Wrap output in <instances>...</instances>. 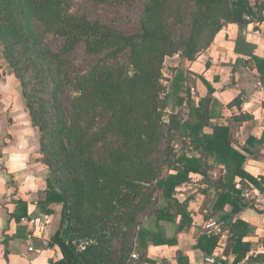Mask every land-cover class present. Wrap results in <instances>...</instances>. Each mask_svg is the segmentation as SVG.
Instances as JSON below:
<instances>
[{
	"label": "trees",
	"instance_id": "obj_1",
	"mask_svg": "<svg viewBox=\"0 0 264 264\" xmlns=\"http://www.w3.org/2000/svg\"><path fill=\"white\" fill-rule=\"evenodd\" d=\"M144 1L140 33L126 36L86 17L67 15V0H0L1 54L9 74L20 84L29 122L38 132L40 163L48 170L45 199L37 206L51 215L49 206L61 205L60 225L69 222L72 230L68 242L61 239L60 230L51 237L49 247L57 246L62 259L49 264H144L142 251L147 246L173 247L177 235L191 226L188 201L193 196L179 201L177 194L180 188L192 186L207 197L215 192L208 216L218 221L215 231L197 238L194 249L210 255L225 232L237 262L250 252V245L242 242L250 232L248 225L236 221L230 230L224 227L246 206L235 177L260 186L243 171V153L249 150L235 149L232 139L251 117L239 112L231 116L232 125L218 122L224 109L240 111L242 95L224 106L203 82L207 93L196 102L192 94L196 76L176 67L167 78L162 70L165 59L175 55L194 62L227 24L238 28L237 53L247 25L252 19L262 20V6L248 0ZM173 18L182 19L183 25L189 20L187 36L176 38ZM50 31L65 39L62 52L92 43L113 48V53L129 50L128 59L116 68L95 67L77 77L66 111L59 98L63 88L59 64L65 61L58 62L41 42ZM251 60L264 78V60L255 56ZM100 115L107 118L108 130L118 140L104 144L94 158L93 149L101 138L92 127ZM205 129L211 134H205ZM192 175L199 178L193 180ZM12 204L11 217L19 223L27 217V204L22 200ZM226 205L231 206L230 213L223 210ZM148 208L146 220L139 222ZM115 236L121 241L134 238L136 247L123 246L120 255L110 259L104 245ZM83 238L95 243L77 252L72 242ZM132 252L138 255L136 262L128 261ZM246 264H264V254L249 256Z\"/></svg>",
	"mask_w": 264,
	"mask_h": 264
},
{
	"label": "crops",
	"instance_id": "obj_2",
	"mask_svg": "<svg viewBox=\"0 0 264 264\" xmlns=\"http://www.w3.org/2000/svg\"><path fill=\"white\" fill-rule=\"evenodd\" d=\"M248 1L251 5L257 3L262 6L259 12L262 20L252 19L247 25L238 43L237 53L235 43L238 28L234 24H227L206 51L194 62H188L186 70L196 76L192 88L196 102L207 93L203 82L224 106L242 95L240 111L235 107L224 109L219 123L232 125L231 116L239 112L251 117L235 130L232 139L235 149L249 150L248 154L243 153L246 157L243 171L256 179L260 186L251 184L246 178L235 177V186L242 190L246 206L235 213L231 222L224 227V230H230L236 221L248 225L250 232L243 235L242 242L250 245V252L237 262L236 255L229 249L228 235L224 243L219 239L220 244L210 255L194 249L197 238L207 233L202 228L203 223L209 218L217 221L216 216H208L215 201V192L207 197L197 193L196 186L182 187L177 194L179 201L193 196L188 201L192 224L177 235L173 247L147 246L142 251L147 260L144 264H205V257L218 258L220 255L223 256L221 264H246L249 256L264 254V183H260V178L264 177V78H261L251 60V56L264 60V0ZM33 129L20 99L13 100L8 108L0 103V264H49V261L62 259L57 246L49 247L51 237L59 230L61 232L63 227L60 225L61 205H50L53 211L51 215L43 214L37 206V202L45 199L48 171L40 163L39 137L33 134ZM204 133L211 134V130L205 129ZM261 139L262 144H259ZM218 170L224 174L223 167H218ZM216 173H212V176L216 177ZM191 178L197 180L199 177L192 175ZM185 189L190 192H183ZM204 199H211L208 208H204L206 202L201 206ZM14 200L27 204V217L19 223L11 217ZM223 210L230 213L231 206L226 205ZM205 216L208 217L205 219ZM33 240L46 242L47 247L36 249L32 245Z\"/></svg>",
	"mask_w": 264,
	"mask_h": 264
},
{
	"label": "rangeland",
	"instance_id": "obj_3",
	"mask_svg": "<svg viewBox=\"0 0 264 264\" xmlns=\"http://www.w3.org/2000/svg\"><path fill=\"white\" fill-rule=\"evenodd\" d=\"M67 3V15L69 16L86 17L88 20L97 21L126 36L138 35L140 33L139 19L144 10V0H67ZM170 22L174 24L176 38L180 34L185 36L188 35L191 24L187 18L186 24L184 25L182 19L178 18H173ZM181 30L183 32H181ZM41 42L45 49H48L53 55H57L58 62L59 60L65 61V63L59 64L63 87L62 93L59 94V98L66 111L69 109V98L72 93L71 84L77 77L86 74L95 67L109 66L116 68V66L124 64L129 56V50L113 53V48H99L92 43H80L76 45L72 51L62 52L65 39L55 31L44 34L41 37ZM1 51L2 48L0 47V95L2 97L0 103L3 107L8 108L13 100L16 101V99H20L27 114L21 96L20 84L13 75L9 74L8 66L3 60ZM165 62L162 71L167 76H171L174 65H177L182 70H186L189 66L188 62L182 60L178 55L167 58ZM176 111L179 112L182 117L186 114V112L181 109H177ZM108 129L107 118L104 115L98 116L93 124L92 132L101 139L93 149L92 157L96 158L101 154L104 144L117 143V137L113 135V132H109ZM33 134L38 136V132L35 128L33 129ZM4 138L6 139L7 135H5ZM174 146H176L177 149L180 148V144L175 143ZM164 148L165 141L161 144V150ZM155 157L159 158V155ZM183 192H187L188 194L190 191H186L185 189ZM210 203L211 199H204L201 206L203 207L204 204V208H208ZM150 210L151 208H148L140 214L138 221H145ZM133 231L136 232V230ZM130 244H133L135 248L136 240L132 237H128L121 241L116 239L115 236L105 243L104 248L110 259H116L120 255V249L123 248V246H130Z\"/></svg>",
	"mask_w": 264,
	"mask_h": 264
},
{
	"label": "built area",
	"instance_id": "obj_4",
	"mask_svg": "<svg viewBox=\"0 0 264 264\" xmlns=\"http://www.w3.org/2000/svg\"><path fill=\"white\" fill-rule=\"evenodd\" d=\"M202 228L206 232L215 231L218 228V222L216 220H214L213 218H209L208 220H206L203 223ZM219 239H220V242L224 243L227 240V234L225 232H223L220 235ZM94 243L95 242L91 238H83V239L74 240L72 242V245L77 252H83L87 248H89L90 246L94 245ZM222 259H223L222 255H220V257H218V258H216V257H205L204 262H205V264H221ZM137 260H138V255L136 254V252H133L130 255L128 261L136 262Z\"/></svg>",
	"mask_w": 264,
	"mask_h": 264
},
{
	"label": "water",
	"instance_id": "obj_5",
	"mask_svg": "<svg viewBox=\"0 0 264 264\" xmlns=\"http://www.w3.org/2000/svg\"><path fill=\"white\" fill-rule=\"evenodd\" d=\"M72 235V230H71V226L69 222H66L63 227L62 230L60 232V237L64 242H68L70 237ZM32 245L34 246V248L36 249H44L47 247V243L46 242H42L40 240H33L32 241Z\"/></svg>",
	"mask_w": 264,
	"mask_h": 264
}]
</instances>
